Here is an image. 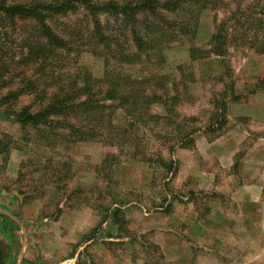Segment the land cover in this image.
I'll return each instance as SVG.
<instances>
[{
	"label": "rangeland",
	"instance_id": "rangeland-1",
	"mask_svg": "<svg viewBox=\"0 0 264 264\" xmlns=\"http://www.w3.org/2000/svg\"><path fill=\"white\" fill-rule=\"evenodd\" d=\"M183 1L98 32L82 8L48 18L87 135L17 123L33 97L0 106V264H264V0ZM4 24L13 49L35 35Z\"/></svg>",
	"mask_w": 264,
	"mask_h": 264
},
{
	"label": "trees",
	"instance_id": "trees-1",
	"mask_svg": "<svg viewBox=\"0 0 264 264\" xmlns=\"http://www.w3.org/2000/svg\"><path fill=\"white\" fill-rule=\"evenodd\" d=\"M183 3V0H142L136 4L119 5L109 2L100 5L93 0H60L49 4L25 5L0 0V20H3L0 22L1 29L8 27L4 24L5 20L11 26L9 28H15L18 22H33L36 26L35 35L15 49L7 30L0 32V89L8 90V94L0 98V106L8 105L14 109L23 97H33V104L37 108L27 105L12 112L11 116L17 123L36 129L47 126V130L51 129V133L55 135L58 134L57 129L63 128L62 130L67 131L69 143L79 136L87 135L77 123L82 108L88 106V102L84 101L86 84L79 85L78 81H71L61 85L56 80L55 90L53 88V75L49 74L48 69L53 59L67 49L68 42L48 24V18L70 14L82 8L95 19L98 32L100 13L134 18L145 12L157 13L160 8L176 10ZM10 64H15V72L10 70ZM20 69L22 74H17ZM49 88H53L52 94L48 93ZM47 130L40 131L50 137Z\"/></svg>",
	"mask_w": 264,
	"mask_h": 264
}]
</instances>
